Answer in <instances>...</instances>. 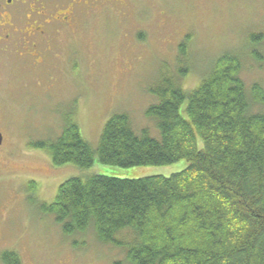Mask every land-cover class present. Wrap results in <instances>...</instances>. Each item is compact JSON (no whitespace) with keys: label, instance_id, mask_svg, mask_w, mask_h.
<instances>
[{"label":"rangeland","instance_id":"rangeland-1","mask_svg":"<svg viewBox=\"0 0 264 264\" xmlns=\"http://www.w3.org/2000/svg\"><path fill=\"white\" fill-rule=\"evenodd\" d=\"M80 2L85 5L75 19L63 27L51 25L55 29L45 34L40 65L33 64L21 42L14 46L17 54H0V255L13 252L20 264H128L122 250L99 243L91 229L63 236L40 205L52 203L58 187L71 178L169 177L188 166L182 160L120 168L95 160L87 169L54 167L34 145L54 140L64 117H71L92 149L113 114H126L136 135L145 131L159 139L154 121L145 115L158 103L150 89L163 74L173 77L182 68L189 71L176 80L191 91L225 52L239 58L249 99L252 84L264 87V0ZM186 36L184 60L177 47ZM251 105L250 113L264 112ZM197 144L201 148L199 139ZM30 182L37 184L33 196L27 192Z\"/></svg>","mask_w":264,"mask_h":264},{"label":"trees","instance_id":"trees-1","mask_svg":"<svg viewBox=\"0 0 264 264\" xmlns=\"http://www.w3.org/2000/svg\"><path fill=\"white\" fill-rule=\"evenodd\" d=\"M188 40L177 47L184 60ZM187 70L163 74L149 91L158 103L145 115L159 139L145 131L136 135L122 113L105 122L96 149L71 117H64L54 140L34 145L54 167L87 169L96 160L131 168L185 160L186 169L169 177L71 178L39 210L53 217L63 236L91 229L99 243L122 250L128 264H264V112H249L251 104L264 107V87L252 84L248 98L241 62L232 52L219 56L191 91L176 80ZM36 191L30 182L27 192ZM0 263L20 261L5 251Z\"/></svg>","mask_w":264,"mask_h":264},{"label":"flooded vegetation","instance_id":"flooded-vegetation-1","mask_svg":"<svg viewBox=\"0 0 264 264\" xmlns=\"http://www.w3.org/2000/svg\"><path fill=\"white\" fill-rule=\"evenodd\" d=\"M82 3L80 0H0V54H17L14 46L21 42L22 48L27 47L33 64L40 65L43 38L55 29L51 25L59 28L66 25L67 20L75 19Z\"/></svg>","mask_w":264,"mask_h":264},{"label":"water","instance_id":"water-1","mask_svg":"<svg viewBox=\"0 0 264 264\" xmlns=\"http://www.w3.org/2000/svg\"><path fill=\"white\" fill-rule=\"evenodd\" d=\"M1 143H2V135L0 134V146H1Z\"/></svg>","mask_w":264,"mask_h":264}]
</instances>
